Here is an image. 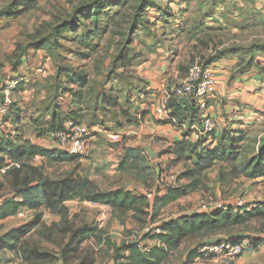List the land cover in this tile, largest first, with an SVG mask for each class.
Wrapping results in <instances>:
<instances>
[{
    "label": "rangeland",
    "instance_id": "1",
    "mask_svg": "<svg viewBox=\"0 0 264 264\" xmlns=\"http://www.w3.org/2000/svg\"><path fill=\"white\" fill-rule=\"evenodd\" d=\"M20 1L0 0V13L9 8L14 10V4ZM25 1L37 4L32 9L21 6L17 12L25 11L16 18L0 16V104L6 94L12 104L0 132L9 127L11 130L20 128L21 122L39 129L49 117L46 110L49 104L55 100L60 106L58 98L64 96L70 99L64 105H71L73 109L74 93L78 91L75 80L86 76L94 94L87 98L89 106H83L82 124L92 129L94 138L88 142L85 152L72 162L41 157L30 161L39 177L24 189L14 190L12 178L0 172V203L11 198L25 203L21 209L23 218L0 223V237L23 220L36 222L40 215L39 226L28 237L27 244L60 260L70 241V235L63 236L60 230L68 225L75 230L87 226L96 229L101 240L82 241L71 264H91V261L92 264H115L121 262L125 254L124 244L139 242L145 248L158 244L150 236L139 234L140 230L150 228L152 231L165 220L199 212L204 203L213 202L237 210V202L247 208L264 202V177L254 182L243 176L236 177L233 172L235 169L241 174L244 163L259 150L264 139L258 138L264 130L263 120L255 125V121L248 123L245 135L239 136L242 141L237 161L215 162L202 176L197 191L158 213L148 210V216L139 215L134 219L133 212L120 215L108 206L76 199L64 204L68 210L67 220L61 224L62 215L54 213L50 204L58 201L68 187L86 179L100 191L122 189L136 196L158 189L161 178L167 174L177 177L173 188L188 183V179H180V176L192 169L198 158L193 155L189 161L175 153L177 142L173 141L171 130L177 127L161 120L153 108L166 88L185 77L193 64H205L211 48L234 40L235 25L231 17L238 11L225 13L227 20L221 24L216 20L218 0H184L181 4L175 0H147L144 7L141 6L143 0ZM153 4H157L158 9L150 7ZM255 16L256 22H264L263 14ZM250 23L242 37L246 40L264 38V26ZM120 53L126 59L115 65ZM156 76H161L157 78L160 84L153 86ZM164 77L166 82L161 87ZM55 87H59L58 91ZM101 92L118 100V106L102 104L99 98V109L93 111V97ZM191 121L187 119L186 124ZM225 128L233 130L228 123L221 124L215 139L218 145ZM181 135L183 137V132ZM112 136L118 139L112 140ZM53 139L60 146L56 138ZM161 191L154 200L167 193V189ZM54 193L58 194L53 196ZM148 201L154 204L153 200ZM222 239L249 244L245 254L234 259L235 264L238 260L237 264H264V244L256 247L253 244L254 240L264 241V219L198 235L186 241L165 264H187L189 252ZM77 245L78 241L71 247ZM0 264L27 263L17 252L5 250L0 252Z\"/></svg>",
    "mask_w": 264,
    "mask_h": 264
},
{
    "label": "trees",
    "instance_id": "2",
    "mask_svg": "<svg viewBox=\"0 0 264 264\" xmlns=\"http://www.w3.org/2000/svg\"><path fill=\"white\" fill-rule=\"evenodd\" d=\"M147 3V0H143L141 6L144 7ZM30 4L32 5L30 6ZM36 4V1L26 2L25 0H21L16 5L17 7L14 4V10L13 8L12 10L11 8L6 9L0 13V16L16 18L22 15L25 11L24 9L21 12H17V9L21 6L24 5L27 6L28 9H32ZM93 4H98V2ZM150 7L158 9L157 4H153V6L151 5ZM160 18L162 19L161 16ZM125 59V56L120 53L115 60V65ZM67 74H70L69 71ZM73 78H75V75H73ZM75 82L78 84V91L74 93L73 109L66 114L63 112L61 106H59L57 102H54L55 100L51 102L49 107L46 108L50 120L46 123L40 124L39 129H36L38 138L46 137V135L50 133L54 135L57 131L64 130V125L68 121L73 122L75 125L83 123V112L85 110L83 106H89L88 104L90 101L89 99L87 100V98L91 97L94 93H92L89 88L86 76H79ZM55 88H57L56 91H58L59 87ZM99 98L102 99V104L108 103L111 107L118 106V100H112L105 92H101L93 97V111L99 109ZM168 107L171 110V115L177 118L179 123L186 124L188 119L192 120L190 122L191 124L189 123L187 125L188 127H191L194 123L198 126L201 124V115L193 103L179 101L172 96ZM94 118L95 116H93V119ZM93 123L95 122L93 121ZM44 126L47 127L44 128ZM230 130L229 128L223 129L219 145L215 140L217 138V131L211 135L210 139L204 138L199 141L192 140V132L183 133L182 140L176 143L177 150L175 153H178L180 158L184 156L186 160L189 161H192L193 155L197 156V163H194L192 169H189L180 176V179L189 180L187 184L179 188H169L167 193L158 196L156 200H153V205L150 204V201H148L144 195L136 196L133 193L122 189L108 192L100 191L92 182L86 179L79 185L77 184L68 187L67 192L61 193L58 201H54L50 204V209H52L54 213L58 212L62 215L61 224L66 223L67 220L66 214L68 210L64 204L67 201L76 199L81 202L89 201L97 206H108L120 215L133 212L134 219H138L139 215L148 216V210H156L158 213L159 210L177 202L182 197L197 191L201 185L202 176L214 166L215 162H232L239 159V143L242 141L240 138L245 135V132L240 130ZM212 137L214 138L212 139ZM256 152L257 153L253 154V156L244 163L241 174L233 169L236 177L243 176L250 180L264 177V139L261 141L260 148ZM37 157L50 160L55 159L58 162H72L77 159L78 156L51 151L32 144L25 138L24 133H21L20 128L17 127L16 136L13 139H2L0 142V172L7 168L5 174L12 178V187L14 190L28 187L30 183L39 177L36 174L37 168L30 164V161ZM11 164H17L19 165V168L16 166L12 167ZM57 194L54 193L53 196H56ZM44 195L50 200V197H47L46 194ZM24 206L25 203L18 202L15 198L4 200L0 204V221L18 215ZM39 219L40 215H38L36 222H29L19 228L12 229L4 236L0 237V252L5 250L15 251L20 254L22 260L27 264H59L60 261L63 264H71L76 257V253L78 252L79 245L82 241L89 239L100 241L102 237L94 228L85 226L75 230L72 225H68V227L61 229L60 232L63 236L70 235V241L67 246L64 247L61 259H54L48 253H41L36 248H30L27 244L28 237L39 226ZM261 219H264V202L255 204L253 207L249 206L247 208L245 206L244 208H239L237 210H234L233 207H229L227 209H214L209 212H196L179 215L175 219L163 221L156 229L143 235V237L150 236L153 241H157V245L145 248V246H142L139 242L128 243L127 245L124 244L123 249L125 254L122 256L121 262L117 261L115 264H165L171 255L177 252L186 241L192 240L198 235L205 233H218L231 228L245 226L253 220ZM156 230H158V232H156ZM76 241H78L77 247H71V244ZM235 242L243 243L244 241L237 240ZM253 244L254 247H256L264 244V241L259 239L254 240ZM196 258L197 250H195V252H189L187 255V264H190Z\"/></svg>",
    "mask_w": 264,
    "mask_h": 264
},
{
    "label": "crops",
    "instance_id": "3",
    "mask_svg": "<svg viewBox=\"0 0 264 264\" xmlns=\"http://www.w3.org/2000/svg\"><path fill=\"white\" fill-rule=\"evenodd\" d=\"M191 1L193 0H189L188 2ZM175 2L179 4L180 2H184V0H175ZM215 10L217 11L216 20L221 24H224L227 20L225 13L231 14L232 11L238 12L231 17L232 20H234L232 24L235 25V29L233 30L234 40L224 43L222 47L218 46L213 50L211 48L210 50L212 52L210 53L209 58L205 61V65L213 70L217 83L215 97L211 102V113L215 117L219 126L228 123L233 130L246 132L247 130L245 129L248 123L255 121V125L264 120V92L260 86L261 79L264 77V38L258 37L256 39L251 38L250 40H246L242 37V32L245 31L249 22L256 26L257 24L259 26H264L263 21H255L257 19L255 14L260 13L264 15V0H218L215 3ZM157 78L161 79V76L155 77V80L152 82L153 86L156 83L160 84V82H157ZM165 82L166 79L164 77L162 82L163 85H161V87L164 86ZM58 101L64 113L67 114L70 112L72 106L70 105V107H66L64 105L70 101L68 96L58 98ZM47 118L48 119L45 122L50 120V116ZM31 121L32 119H30V122ZM22 124L23 122H21L20 128L24 131L25 138L32 144L51 151H65L57 143H54L55 140L53 139V134L50 133L46 135V137L38 138L36 127L30 125L31 123ZM46 127L47 126H44V128ZM14 128L13 130H11V127H9L8 130H2V132H0V142L2 139H13L16 136V129ZM181 134L182 131L178 127L172 128L171 136L174 139V142L182 140ZM263 137L264 130L258 138ZM261 179L263 178H258L252 181L256 182ZM253 206L255 205L253 204ZM20 213L21 211L18 215L2 220L0 223L10 220L13 221L15 217L21 219L22 217L19 215ZM192 213L196 212L192 211L187 214ZM23 221L24 222L21 223L22 225L27 224L26 220ZM21 224L13 229L19 228L22 226ZM193 262L197 264H206L198 263L196 260ZM234 262V260H231L226 263L235 264ZM238 262L239 260L236 264Z\"/></svg>",
    "mask_w": 264,
    "mask_h": 264
},
{
    "label": "built area",
    "instance_id": "4",
    "mask_svg": "<svg viewBox=\"0 0 264 264\" xmlns=\"http://www.w3.org/2000/svg\"><path fill=\"white\" fill-rule=\"evenodd\" d=\"M216 78L212 69L207 67L203 63L193 64L188 74L180 79L172 87L166 88L163 96L159 100V103L154 106V114L161 118V120L167 121L170 124L178 127L183 133L192 132L191 138L193 141H199L201 139H210L211 135L218 129V123L215 117L211 113V102L215 97ZM261 89L264 92V79L261 83ZM177 98L179 101L191 102L195 105V108L201 115V124H196L188 127L185 123H179L177 118L171 115V110L168 105L171 97ZM11 101L8 94L0 104V128L3 120L8 112ZM64 130L54 133V137L60 143L62 149H65L70 155L77 156L82 155L90 140H93V131L91 128L84 124L75 125L73 122H66ZM112 140H117L118 136L110 137ZM16 166L17 164H11ZM7 168L2 170L1 173L5 174ZM177 180L176 175L167 174L163 176L159 183V188L153 191H149L145 194L148 200H154L157 195H160L161 190H168L171 188ZM161 191V192H160ZM235 207L237 209L244 208L242 202H237ZM221 204H214L213 202L204 203L199 212H209L214 209H227ZM22 218L24 215L19 214ZM138 232L141 235L151 232L150 228H145ZM158 232V230H156ZM249 249V244L236 243L231 239H222L216 242H212L208 245L201 246L197 249V262L207 264H228L236 258L243 256L246 250Z\"/></svg>",
    "mask_w": 264,
    "mask_h": 264
}]
</instances>
